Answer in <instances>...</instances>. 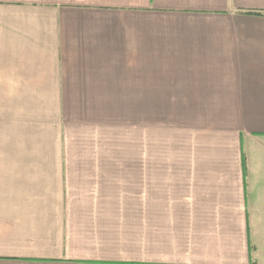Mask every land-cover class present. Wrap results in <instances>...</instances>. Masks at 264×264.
Returning <instances> with one entry per match:
<instances>
[{"label":"crops","instance_id":"obj_1","mask_svg":"<svg viewBox=\"0 0 264 264\" xmlns=\"http://www.w3.org/2000/svg\"><path fill=\"white\" fill-rule=\"evenodd\" d=\"M259 229L264 0H0V264H264Z\"/></svg>","mask_w":264,"mask_h":264},{"label":"rangeland","instance_id":"obj_2","mask_svg":"<svg viewBox=\"0 0 264 264\" xmlns=\"http://www.w3.org/2000/svg\"><path fill=\"white\" fill-rule=\"evenodd\" d=\"M259 232H260V234H261V238L264 240V236L262 235L263 232H264V230L259 229ZM259 264H263V261H262V260H259Z\"/></svg>","mask_w":264,"mask_h":264}]
</instances>
